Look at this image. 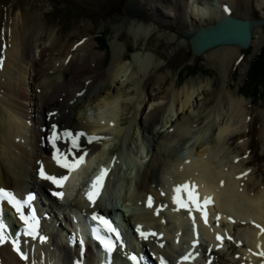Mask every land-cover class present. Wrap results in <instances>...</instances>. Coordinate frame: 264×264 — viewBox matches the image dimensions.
Returning a JSON list of instances; mask_svg holds the SVG:
<instances>
[{
  "label": "bare ground",
  "instance_id": "bare-ground-1",
  "mask_svg": "<svg viewBox=\"0 0 264 264\" xmlns=\"http://www.w3.org/2000/svg\"><path fill=\"white\" fill-rule=\"evenodd\" d=\"M136 2L145 11V15L141 18L126 15L124 19H126L125 22L128 21L137 26L142 25L146 19L152 20L157 27H160V24L176 27L178 20L182 23L188 21L201 27L206 21L212 23L227 15L253 18L250 8L243 12L239 11V0H218V5L212 4L209 0H136ZM203 2L209 6L207 10L201 7ZM258 4L261 9L264 8V0H260ZM161 7L165 11H161ZM153 30H155L154 27L151 31ZM259 30V27L253 29L251 45L256 43L255 39ZM42 33L43 31L35 28L32 18L20 15L15 18L13 26L8 30L7 43L0 38V63H3L0 76L4 78V82L0 83V89L3 90H0L2 94L0 96V189H8L18 200L21 199L23 204L26 191L35 188V191L38 190V193L45 195V199L47 198V202L55 210H49L48 215L52 219L48 226L44 227L47 221L41 220L42 233L34 242L35 251L34 249L30 251L26 244L35 237L33 234L37 232L36 230L26 237H18L13 233L8 238L3 232L6 239L0 244V264H58L56 250L62 251L64 264H93L88 250L82 256L80 250H75L76 240L73 239V229L70 233L65 228L68 224L73 227L75 221L74 212L71 209L95 212L98 206L101 207L103 214L110 210L119 211L122 227L129 228L131 232L129 240L133 245L126 248V261L131 250L133 254L143 259L144 264L146 262L182 264L180 258L176 259L172 254L175 251V240L179 238L176 232L177 227L172 233L168 231V224L172 222L177 226L178 221L183 220V216L187 220H191V217L199 220L206 237L215 243L211 250L225 253L228 247L221 243V240H224L221 230L211 224L216 218L213 215L214 208L219 212L217 220L224 223L232 222V224L229 223L231 229L233 224L238 222L252 223L253 230L247 231L242 236L245 235L248 238L251 249L254 248L260 252L264 250V232L261 231L264 229V183L258 180L247 182L245 173H242L240 178L237 173L239 166L220 171V167L218 169L214 164V154L212 155L211 152L213 148L220 147L219 141L228 140L245 131L242 125L243 120L240 118L243 109L242 97L232 99L227 91L216 92L212 89V83L209 80L186 81L179 89H175L171 81L168 84L171 89L167 92L165 85L169 75L164 74L152 79L147 73L151 67L147 58L145 60L137 58L134 64H127L126 60H123L126 45L118 37L110 42L111 60L104 68L98 63L103 53L94 50L89 41L65 49L64 44L59 45L56 38L50 41L49 47L42 46L39 59L36 60L29 55L34 46L40 47L36 44L42 39ZM168 34L176 36L178 41L186 45L185 39L181 36L180 38L174 33ZM238 50L233 46H224L204 54L212 58L218 54L227 56L233 53L239 54ZM53 54L56 56L53 57ZM14 59L29 64L32 68L34 90L36 87L43 89L38 96L37 92L32 96L34 101L29 99V105L33 108L31 106L28 108H30L29 112L32 108L33 118L31 119L34 120L28 135L29 149L21 141L27 139L23 132L26 126L21 125L22 119L18 117L20 113L16 112L14 106L24 97L23 90L21 91L15 82L18 65H16V71L11 72L12 74L8 71L9 67L14 65ZM56 60L58 63L55 62ZM40 71L45 73L48 71L50 74L43 75V82L37 84V78L41 77ZM54 72L57 73L54 74ZM57 77H60V80H56ZM11 78H14V81ZM46 88L48 91L45 90ZM159 99H166L164 106L160 104V101L158 102ZM154 101H157V104L152 103ZM142 104H148L150 109L146 120L143 121L140 118L144 142L141 154L135 160L136 197L132 200L130 196L125 198L134 205H141L142 211L138 212L136 209L127 210L128 205L120 209L109 202L107 203L110 206L104 204L105 201L99 200V192L91 191L95 179L88 180V177L87 180H83V186L80 189L74 187L78 180L77 176L80 177L78 170L82 166L86 168L84 172L82 171L83 174H89L91 177L99 176V170L96 172L95 167L89 170L94 161L103 163V168H107L120 144L128 141L131 146L133 139H139L135 120L138 115L137 108ZM105 108L111 109V113H107L108 116H104L102 112H99L96 118L87 115L89 109L102 111ZM26 110L29 116L28 109ZM23 117L29 118L25 115ZM53 125L56 126L57 135L61 137L54 143ZM65 132L70 133L71 136L64 135ZM190 132L199 133V135L188 136ZM73 140L76 147H73ZM179 140H184V143L190 142L196 158L180 160L171 153L169 148ZM211 143H214L213 146H210ZM61 154L69 163L76 162L80 156H83L84 160L70 172L69 169L57 164L54 159ZM163 160L168 167L170 165L169 168L175 169L176 174H173L172 184L176 188L187 184L197 200L198 208L189 201L187 192L181 191L179 194L172 193V195L160 193L163 188L160 187V183H155L154 172L159 167H163ZM171 160L172 163L168 164ZM41 168L46 175L55 176L58 179L68 175L69 177L67 181L62 182L61 186H58L42 178L39 173ZM111 171L112 167L109 169V172ZM64 183L67 184V188L66 186L63 188ZM91 192L96 193L97 198L91 204L92 206L87 208L84 205L90 201L88 195ZM54 193L62 195H54ZM67 194L71 197L72 203L67 200ZM173 197H178L180 202H174ZM149 200L151 206H149ZM0 203L5 204L3 200H0ZM22 211L29 223L26 225L20 219V214L15 211L19 225H12L14 232L18 230L23 232L26 227L31 226L32 218L27 217L28 211L25 204ZM163 217H166L165 223L168 226L162 224ZM45 219L47 220L46 217ZM151 223H153L152 226ZM164 226L166 231L163 229ZM60 232H66V236L59 238ZM58 233H60L59 236ZM141 233L146 235L142 236ZM217 236L222 239H217ZM16 240L20 246V253H23L26 259H22L14 249L12 242ZM117 250L118 247L115 246L109 254L111 259L118 253ZM172 257L176 261L172 262ZM99 264H107V261L103 260Z\"/></svg>",
  "mask_w": 264,
  "mask_h": 264
},
{
  "label": "rangeland",
  "instance_id": "rangeland-1",
  "mask_svg": "<svg viewBox=\"0 0 264 264\" xmlns=\"http://www.w3.org/2000/svg\"><path fill=\"white\" fill-rule=\"evenodd\" d=\"M124 1L125 0H0V38H3L4 42L7 43L8 30L13 26L15 18L20 15L27 16L32 18L37 30L43 31L42 39L40 41L38 40L36 44V46L40 45V47L38 48L34 46L31 49L29 57L38 60L42 46L45 45L46 47H49L50 41L56 38H58L59 45L64 44L65 49L89 41L92 43L94 50L103 53L102 57L98 59V63L104 68L109 65L111 60L110 42L118 37V39L126 45L123 60L125 59L127 64H134L135 61H137V58H143L144 60L147 58L151 66L147 73L152 79L164 74L169 75V79L165 85L167 92L171 89L170 85H168L171 81L174 83L175 89H179L186 81L196 82L198 80H209V82L212 83V89L216 92L221 90L227 91L231 94L232 99H240L242 97L243 109L241 110L240 118L243 120L242 125H244L245 131L230 137L228 140L224 139L219 141L220 147H215L217 150H215V148L211 150L212 155L214 154V164L218 169L220 167V171H226L231 167L239 166V168H237V171L239 170L237 173L239 176H242V173H245L247 182L250 183L258 180L261 183H264V179L262 178V171L264 170V98L252 102L250 101V98L243 96L239 92V87L242 85L249 61L264 41V26L259 28L260 30L255 39L256 43L251 45L248 53L245 52L246 50H238L239 54L233 53L228 56L226 54H218L209 58L204 54L200 57H192L187 46L178 41L176 36H171L168 33L176 34L174 31L176 28H192L196 25L188 23V21L182 23L178 20L176 27H171L170 24H160V27H157L153 21L149 19H146L142 25L137 26L135 24H130L128 21L125 22L126 19L124 18L126 15L121 11V6ZM259 1L260 0H239L238 9L240 12H243L250 8L253 18H262L264 20V8L262 7L261 9L259 7ZM209 2L218 5V0H209ZM158 5L162 6L161 3H158ZM201 7H203V10H207L209 6L206 2H203ZM160 10L165 11L162 7ZM143 12L145 11L143 10ZM208 23L211 22H205V24ZM205 24L203 23V25ZM153 27L156 31H151ZM100 28L106 30L107 34L105 51L97 46L93 37ZM255 47L256 50L254 51ZM55 56L56 54H53V57ZM17 61L18 59H14L15 63L9 67L10 69L8 71L13 73L14 70L16 71V65H18L15 73L17 76L15 82L18 84L21 91L23 90L24 97L19 104L14 106L16 107V112L20 113L18 114V117H21L22 119L21 125L26 126L23 128V132L26 134L27 139L21 141L27 148H30L28 135L31 132V124L34 120L31 119L33 118V106L29 105V99L31 98L34 101V97L32 96H34L36 92L38 96L43 89L36 87V90H34L32 68H30L28 63L18 61L19 63L17 64ZM55 62L58 63V60ZM87 64L92 65L93 63ZM185 64L194 65L197 71L194 72V70H190L189 74L180 73L179 75V70ZM2 67L3 63H0V74ZM235 70L236 72L234 74L233 71ZM56 73L57 72H54V74ZM46 74L50 73L48 71L46 73L45 71H40L39 76L41 77L37 78L38 80L36 83H42V77L43 75L46 76ZM13 76L14 75H12V77ZM11 79L14 81V78ZM56 80H60V77H57ZM1 81L3 83L4 78L0 76V83ZM45 90L48 91V88ZM1 95L2 94L0 93V96ZM35 100L37 101V98ZM159 101L160 104L164 106L166 99H159L158 102ZM244 101L247 103L245 102V104ZM152 103L157 104V101ZM30 106L32 108L29 112L30 108L28 107ZM148 106V104H142L137 108L138 115L135 120L137 126L135 129H137V133L139 132V139H133L131 146L128 144V141L119 145L118 151L113 155L114 158L113 160H110L108 165L109 169L112 167V171L107 172L104 176V180L106 181L108 179L107 182L109 181L106 188L108 198L110 196L109 201H117V204L121 209H123L125 205H128L126 208L127 210L136 209L138 212L142 211L141 205H134L131 201H128L129 199L125 200V198L130 196V200H132V198L136 197V191L134 190L136 185V177L134 176L136 169L135 160L141 154L144 142L140 129V118L143 121L146 120V115L150 109ZM26 109H28L29 116H27ZM99 112H102L104 116H108V114L111 113V109L109 110L105 108V110L102 111L89 109L87 115L96 118ZM35 114H37V112H35ZM24 115L29 118H24ZM188 134V136L199 135V133L194 134L193 132ZM184 142V140H179L177 143L174 142V145H172L169 150L180 160L187 161L194 157L196 158V154H194V151L190 147V142ZM213 144L214 143H211L210 146H213ZM162 162L163 167H159V169L154 172L156 175L155 183L157 182L158 184H161L160 187L163 188V191H160L161 194H177L175 192L176 187L172 184L174 181V175L176 174L175 169L169 168L170 165L168 167L165 160ZM171 163L172 160L168 164ZM101 165V168H103V163H96L94 161V164L89 170L91 171L94 167L96 170ZM85 169L86 168L84 167L82 171L84 172ZM83 172L79 177V180L88 179V177L85 178L86 173L83 174ZM98 173L100 174V172ZM82 182L78 184V186L76 185V187H73L80 189L83 186ZM67 196V200L71 201L69 194H67ZM109 203L111 204V202ZM109 203H107L108 206H110ZM213 212V215L216 218L211 224L221 230L224 239L221 240V243L228 247L225 253L211 250V247L215 245V243L211 242L206 237L203 232L204 230L202 229L203 225L199 220L193 219V217H191V220H187L184 218L185 216H183V220H179L177 226L172 222L171 224H168V226L165 223L167 220L166 217H163L161 218V222L168 226V231L173 233L177 227L176 232L177 235L179 234V238L177 237L178 239H174L175 251L174 253L172 252L173 256H175L176 259H179L182 255H185L183 257L187 256V259L183 261L182 264H264V256L260 255L261 252L259 250L256 251L254 248L251 249L248 238H246L245 235L242 236V234L247 231H250L251 229L253 230V224L238 222L233 224L231 229L229 223L232 224V222H220V220H217L219 212L215 208ZM150 225L152 226L153 223ZM166 226L163 227L165 231ZM169 235L172 236V234ZM63 236L65 235L62 234L61 237L63 238ZM135 242L137 243L136 240ZM126 244L125 240L121 242V251L125 250V246L127 247ZM262 252H264V250ZM172 259V262L176 261L174 257H172ZM179 260L182 261V259ZM58 264L61 263L58 262ZM174 264H177V262H174Z\"/></svg>",
  "mask_w": 264,
  "mask_h": 264
},
{
  "label": "water",
  "instance_id": "water-1",
  "mask_svg": "<svg viewBox=\"0 0 264 264\" xmlns=\"http://www.w3.org/2000/svg\"><path fill=\"white\" fill-rule=\"evenodd\" d=\"M121 11L132 17L144 16L136 0H125ZM262 26H264L262 18H238L227 15L201 27L176 28L174 31L185 39L191 56L200 57L208 51L224 46L246 50L251 46L253 29Z\"/></svg>",
  "mask_w": 264,
  "mask_h": 264
},
{
  "label": "snow or ice",
  "instance_id": "snow-or-ice-1",
  "mask_svg": "<svg viewBox=\"0 0 264 264\" xmlns=\"http://www.w3.org/2000/svg\"><path fill=\"white\" fill-rule=\"evenodd\" d=\"M55 127L56 126L53 125V134H52L53 143L55 142V140L61 138L59 135H57ZM64 135L71 136V134L67 133V132H65ZM73 147H76L75 140H73ZM54 159L56 160L57 164H59L61 167L67 168V169H69L71 171V170H74L76 167H78L79 163L84 160V157L80 156L79 160H77L74 163H69L67 161L66 157L63 154H61L60 156L54 157ZM105 174H106V170L105 169H101L100 175L97 176L96 179L93 181V185L92 186L96 190V193H98L99 187L102 186ZM41 176H42V178H44L46 180H50L52 183L57 184L58 186H61L62 182L67 179V177H60L58 179L55 176L46 175L43 172V168H41ZM181 191L187 192L189 201L193 205H196L197 208L199 207L193 192L189 190V186L187 184L180 185V186H178L175 189V192L177 194H179ZM96 193H90L88 195V199L90 201L94 202V196H95ZM54 195H62V194L54 193ZM29 199H31V198H29ZM173 199H174V202H178V203L180 202L178 197H173ZM0 200H6L9 204H11L16 209V211L20 214V219L23 220L26 225H28L29 222L25 218V216L23 214V211H22V208H23V205L27 204L29 201H24L23 204H22L21 201L17 200L16 197L11 192H9V191H7L5 189H0ZM149 206H151V201L150 200H149ZM181 206H185V205L181 204ZM189 211H191V209H189ZM34 219L35 218L33 217V220ZM92 219L93 220H98L105 227V230L107 232H109V233H114L115 232V229L111 226V224H109V222L104 220L102 217H97L96 215H93ZM205 223H207L206 219H205ZM257 227H260V226L257 225ZM4 228H5V226L2 223H0V244L4 243L5 239H6L5 236L3 235ZM261 231L264 232V229H261ZM26 234L27 235H32L31 229L26 231ZM93 234L95 235L96 239H98L100 241L101 245H103L104 250L107 253L110 254L114 250L115 245L113 244V242L110 239H106L104 237H101L98 234L97 229H95V228L93 229ZM141 235L145 236L146 234L145 233H141ZM217 239H221V237L217 236ZM12 243H13L14 249L18 253H20V248L18 246V243L16 241H13ZM21 255L23 257V253H21ZM260 255L264 256V252H261ZM23 258L26 259V257H23ZM130 259L135 261L136 257L133 256V257H130ZM185 259H187V257H185Z\"/></svg>",
  "mask_w": 264,
  "mask_h": 264
},
{
  "label": "trees",
  "instance_id": "trees-1",
  "mask_svg": "<svg viewBox=\"0 0 264 264\" xmlns=\"http://www.w3.org/2000/svg\"><path fill=\"white\" fill-rule=\"evenodd\" d=\"M106 36V30H103L102 28H100V30L93 36L97 46L104 51L106 49ZM249 50L250 48L245 52L248 53ZM190 70H194V72L197 71L194 65L185 64L181 67L178 74H189ZM235 72L236 70L233 71L234 74ZM239 92L243 96L250 98V101L252 102H256L258 99L264 98V41L249 61L242 85L239 87ZM262 176L264 179V171H262Z\"/></svg>",
  "mask_w": 264,
  "mask_h": 264
}]
</instances>
